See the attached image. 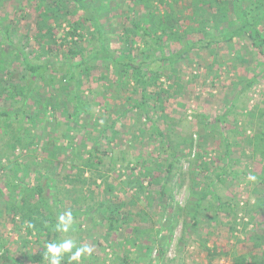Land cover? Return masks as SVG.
<instances>
[{"label": "rangeland", "instance_id": "1", "mask_svg": "<svg viewBox=\"0 0 264 264\" xmlns=\"http://www.w3.org/2000/svg\"><path fill=\"white\" fill-rule=\"evenodd\" d=\"M132 1L111 0L112 14L100 11L102 22L99 21V24L106 30L103 37L105 48L120 51L121 46L126 47L127 44H123L119 36L125 32V27H130L126 12L130 13L128 7L133 5ZM164 1H168V7L177 10L175 20L185 25L186 38L189 40L209 37L208 32H225L227 35L236 27L228 26L229 21L235 19L231 0H222L227 2V10L221 13H214L213 8H207L202 9L198 15L192 0H176L174 3ZM243 1L250 17L264 34V0ZM39 2L0 0V41L6 44L2 43L0 50H4L8 56L13 55L11 48L17 45L34 54L45 52L43 60L50 58L52 68H60L55 79L58 84L52 82L43 87V94L53 90L47 106L50 112L51 106L58 100L62 101L64 96L73 103L76 94L80 95L90 110L80 114L76 120V123L82 124L81 129L72 121L69 111L62 110L58 119L60 126L50 127L55 132L54 137L50 138L47 133L50 128L47 127L42 129V139L36 138L29 148L19 147L11 154L0 152L1 161L5 164L0 165V264H37L29 260V254L47 246L46 234L41 237L27 234L18 215L6 209V204H13L10 186L17 182L18 174L24 178L25 183L33 184L45 164L50 165L46 160L50 158L47 151L50 144L60 138V133L68 139L65 144L72 140L73 145H78V151L83 149L86 152L88 147L80 144V140L86 135V143L94 144L100 124L112 122L118 113L130 108L141 97V86L134 89V78L128 74L123 75L108 60L89 61L86 66L95 65L94 74L90 77L84 75L78 87L73 83L69 90L63 87L64 81L60 74L66 69L72 70L73 62L78 60L69 55L70 48L75 46L74 41L83 46L88 54L98 47L100 37L89 32L96 30L89 21L79 35L68 34L67 19L71 21L83 14L81 9L72 7L68 14L60 18V26L57 20L50 21L57 42L47 47L48 37L38 30V14L42 6ZM158 2L155 0L154 4ZM61 3V0H57L55 4ZM55 4L49 10H55ZM212 5L214 7L215 4ZM144 12L142 17L146 21L151 12ZM7 28L11 33L10 39L7 37ZM46 29L47 26L43 32ZM129 43L134 44L136 55L141 58L151 54L159 57L161 54L157 46L151 45V41L148 43L140 37L131 39ZM163 46L166 54H170L177 51L180 43L166 39ZM6 68L12 69V82L19 83L20 76L24 74L21 59H15ZM159 68L166 69L159 85L152 88L156 91L155 96L158 97L160 93L163 99L155 105L154 100L149 101V112L168 132L172 144L178 146L180 159L175 163L169 183L173 200L157 201L155 207L150 206L146 203L149 194L147 190L143 188L145 191L138 193L142 190L136 184L129 189L118 177V172L128 173L133 166L134 172L139 175L152 169L160 173L150 162L165 157V153L159 150L160 140L153 138L151 127L145 122V113L140 108L132 109L117 121L116 127L120 134L112 141L102 137L98 143L97 154L104 158L102 166L105 171L111 168V158L114 157L117 162L115 172H108L113 190L96 188V193L99 200L112 198L115 202H126L125 209L133 219L131 224L138 223L142 228L150 229V232L127 230L128 224L110 230L109 223L99 212H80L72 215L68 232L59 230L56 243L71 239L77 247L85 244L91 246L93 252L91 255L84 254L79 264H233V258L238 254L246 255L247 263H251L254 258L258 264H264V152H255L254 148L256 138H260V144L264 142V56L254 46L250 36L238 33L230 41L212 47L191 49L178 63ZM51 74L53 70L47 74V78ZM177 80L182 84L181 87L175 82ZM251 80L253 82L247 86ZM5 84L0 81V89ZM7 94V90L4 94L0 93V100L4 102L11 99ZM104 96L110 100H105ZM29 102L33 103L32 97ZM161 105L165 106L164 111ZM225 112L227 116L221 121ZM161 113L167 115L168 124L160 118ZM69 118L71 123L68 124L66 120ZM96 119L99 120L98 124ZM177 141L180 142L177 144ZM228 144L230 154L227 153ZM7 152L10 153V150ZM123 154L126 157L120 158ZM139 154L148 160L146 164L126 162ZM199 155L210 162V169L205 174L199 171ZM35 156L38 164L30 162L35 160ZM58 158L60 161L55 160L60 173L58 178H62V175L72 171L73 155L65 161L62 156ZM15 159L30 163L27 173L25 166H14ZM227 163L228 167L218 178L217 172L224 170L223 166ZM149 179H143L145 187L149 186ZM97 180L101 181L100 178ZM56 182L63 190L59 198L63 200L61 209L64 215L85 206L81 202L78 206L74 203L75 195L66 189L70 188L66 183L59 179ZM210 185L214 191L203 201L199 213L194 216L188 207ZM75 250L73 248L72 251ZM69 255H62L61 264H77L76 261H69ZM39 264H50V261L44 260Z\"/></svg>", "mask_w": 264, "mask_h": 264}, {"label": "trees", "instance_id": "2", "mask_svg": "<svg viewBox=\"0 0 264 264\" xmlns=\"http://www.w3.org/2000/svg\"><path fill=\"white\" fill-rule=\"evenodd\" d=\"M40 1L39 3L42 6L38 14V30L39 33H43V35L48 37L47 47L51 43L57 42L53 35V24H51L50 21L55 19L60 26V18L68 14L72 7L81 9L83 14L79 18L71 21L67 19L69 25L68 34L79 35L78 33H80V30L84 28L86 22L89 21L96 29L94 32L90 30L89 32L91 34H98V37H100L98 38L99 48L97 47L93 52L88 54H86L83 46L77 45V41H74L75 46L70 48L69 55L77 57L78 60L73 62L72 70L66 69L60 74V77H62L64 81L63 87L69 90L71 88L70 84L72 83L75 87H78L84 75L85 77L92 76L94 74L93 68L95 65L87 67L86 64H88L89 61L108 60L110 63L117 66L123 75L128 74L134 78V89L137 90V88L141 86V97L140 100L131 105L130 108H126L118 113L117 117L112 122H102L94 144L90 145L86 143L85 135L84 138L80 140V144L88 147L85 149L86 152L83 149L78 151V145H73L72 140H70L68 144H65L68 139L60 133V138L55 139L54 142L50 144L51 147L47 151L50 158L46 160L47 163L50 162V165L48 166L45 164V168L43 171H39L38 179L33 184L25 183L24 178L20 177L18 174L17 182L10 186L12 188L10 197L12 198L13 204H6V209L13 212L14 215H18L21 224L24 225L25 230H27V234L36 237H41L43 234H46L48 237L47 244L56 243L57 237L59 236V230L56 229V225L59 222V216L64 215L61 209L63 200L59 198L63 190L57 186L56 182L59 179V181L61 180L70 187L66 189L70 190V194L75 195L73 198L74 203L77 206L79 202L85 205L81 209L73 210L71 215L75 216L80 212H90L92 214L99 212L102 218L109 223L110 230L120 229L123 225L128 224L129 228L127 230H147L150 232V229H144L138 223L131 224V220L133 219L131 214L125 209V205H127L126 202H115L112 198L103 200L97 199L96 188L113 190V183H110V174H108V172H115L117 162L114 157L111 158V168H109L107 172L105 171L102 166L104 158L97 154L100 139H102V137H107L110 141L115 139L116 135L120 134L119 129L116 127L118 119L125 117L130 110L140 108L146 115L145 122L150 125L153 138L160 140V144L158 145L159 150L165 153V157H158L156 160L150 162L154 164V168L160 171V173H156L155 170L152 169L141 172L139 175L134 172L133 166L128 173L118 172V177L121 182L129 186V189L136 184L140 186L141 190L143 188L147 190L150 195L148 194L146 196V203L150 206L155 207L157 201L173 200V195L170 194L169 183L170 177L174 172L175 163L180 159L177 150L178 146L172 144L168 132L161 127L159 120L154 119L149 112V108L151 107V102L149 101L154 100L155 105L160 103L163 99L160 93L158 97L155 96L156 91L152 88L159 85L161 75L164 69H166L159 67L166 64L174 65L178 63L191 49L201 46L212 47V45L220 44L223 41H230L238 33H244L250 36L254 46L264 56V34L258 27L257 22L250 17L247 8L243 5V0H231L235 19L229 21L228 26L236 25L234 29L229 31L227 35L225 32H221L220 34L208 32L207 35H209V37H201L198 40H189L186 38V27L183 23H179L175 20V13L177 10L171 6L168 7V1L159 0L157 4H154L155 0H133V5L128 7L130 13L127 14L126 12V17L131 23L130 27H125V32H122L121 36H119L123 39V44L125 43L127 45L126 47L121 46L120 51H112L104 47L103 37L105 36L104 32H106V30L99 24V21L102 22L100 11L104 14H112L111 0H61V4H55L57 0H54V2H52L53 0H51V2L46 0ZM170 1L174 3L176 0ZM192 2L195 7L194 11L197 15L202 9L206 10L207 8H213L214 10H212L214 13H221L227 10V2L222 0H192ZM213 3L215 4L214 7L212 5ZM54 4L56 9L49 10ZM159 5L163 6V8L161 9ZM144 10H149L151 12L146 21H144L142 17V13H145ZM45 26H47V29L43 32ZM8 30L9 28H7V31ZM7 37L9 39L11 37L9 31L7 32ZM137 37L144 39L148 43L151 41L153 47L157 46L160 49V56L158 57L152 54L147 58L137 56L134 44L129 43L131 39H136ZM165 38L168 39L169 42L174 41L180 43L177 51L166 54L163 46L164 41H166ZM2 43L4 42L0 41V45H2ZM4 45L6 44L4 43ZM11 49H13V55L9 56L4 50H0V81L6 82L0 89V93L4 94L7 90V95L11 98L4 102L0 100V140H2L0 152L11 154L12 151L15 152L19 147L26 146L29 148L30 145L35 142L36 138L42 139L44 131H42V129L52 126L58 128L60 126L61 122L58 119H60L62 110L69 111L72 121L81 129L80 127L82 124L79 122L76 123V120L79 119L81 116L80 114L89 111L90 108L84 105L79 94H76L73 103H70V100L68 101V98L64 96L62 97V101L58 100L55 105L51 106V112L47 108L50 103L48 99L53 90L49 88L50 92H44L43 94V87L45 84H52V82L58 84L55 79L57 77L56 73L59 72L60 68H52L53 66L52 62H50V58L43 60V56L46 54L45 52L34 54L33 51L27 52L17 45H14ZM11 56L12 58L8 60ZM17 58H20L24 65V74L20 76V82L14 84L12 82L14 78V74L11 73L12 69L6 67ZM52 70L53 74L47 78V74ZM175 82L180 87L182 86L178 80ZM252 82L253 80H251L247 86ZM35 90L37 91L34 92ZM17 95L18 97H16ZM30 97H32L33 103L29 102ZM104 99L110 100L105 96ZM161 107L164 111L165 106L161 105ZM226 116L227 112L223 113L220 120L224 121ZM160 118L163 119L165 124L169 123L166 114L161 113ZM71 119H67L66 123H71ZM13 123L17 125H13ZM98 123L99 120L96 119V124ZM85 128H87V126H85ZM34 129H36V131H34ZM41 132L42 135L40 136ZM47 133L50 138L55 135L54 130L51 128ZM259 139L260 138H256L254 143L255 152H264V142L260 144ZM179 142L177 141V144ZM7 150H10V153H8ZM61 150L65 152L60 153ZM227 151L228 154L231 153L229 144L227 146ZM71 154L73 155L72 171L62 175V178H58L60 173L56 166L58 162H55V160H58V157L62 156L63 161H65ZM1 157L0 154V165L5 166L1 161ZM124 157H126L124 154L120 156V158ZM197 158L200 160L199 171L203 174L207 173L210 169V162L202 159L201 155L197 156ZM26 160H29V158ZM36 160L37 158L35 156V160H30V162L38 164ZM126 162L128 164L133 162L135 165H144L148 160L143 154H139L134 156L133 160L128 159ZM228 164L229 163L223 166L224 170L217 172L218 178H221ZM14 166H25L27 168V170H25L27 173L30 163H24L15 159ZM123 176L125 178H123ZM148 177L150 178L149 186L145 187L143 185V179ZM97 178H100L101 181L98 182ZM17 190H19V193H16ZM213 191L214 188L210 185L207 190L197 195L196 200L188 207L194 216L199 213L203 201ZM87 195H89V197H87ZM73 228L78 230L77 226ZM132 232L134 233V231ZM142 232L144 234V231ZM46 251L47 246H43L36 252L30 253L29 260L37 264L47 260L45 259ZM245 258L246 255L244 254L235 255L233 264H258L254 258L251 263H247Z\"/></svg>", "mask_w": 264, "mask_h": 264}, {"label": "clouds", "instance_id": "3", "mask_svg": "<svg viewBox=\"0 0 264 264\" xmlns=\"http://www.w3.org/2000/svg\"><path fill=\"white\" fill-rule=\"evenodd\" d=\"M255 179V177H250ZM72 224V215L67 213L59 216V222L56 225V229L68 232ZM73 248L76 250L73 252ZM93 248L87 244L77 247L75 242L71 239L64 240L59 243H48L47 251L45 253V259L50 261V264H61V258L64 253H69V261H76L79 264L81 257L84 254L91 255Z\"/></svg>", "mask_w": 264, "mask_h": 264}]
</instances>
